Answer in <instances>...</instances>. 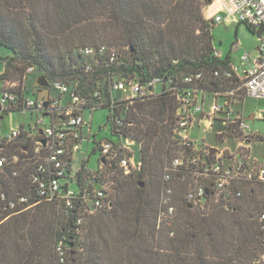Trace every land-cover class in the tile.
<instances>
[{
    "label": "built area",
    "instance_id": "built-area-1",
    "mask_svg": "<svg viewBox=\"0 0 264 264\" xmlns=\"http://www.w3.org/2000/svg\"><path fill=\"white\" fill-rule=\"evenodd\" d=\"M218 1L219 11L213 23H221L224 19L221 13L225 12L228 21L255 29L259 32L256 35L258 56L251 58L243 54L237 63L228 62L223 68L215 69L209 79L201 71L180 77L165 72L144 82L125 78L114 69L121 62L118 49L86 45L77 50V55L86 60L84 72L105 70L100 75L107 81L109 98L104 96L101 87L86 95L79 91L77 84L60 79H46L48 87H38L36 77L34 87L29 90L25 79L35 72L34 66L25 68L22 82L0 81V127L4 117L12 113H29L33 118L27 126L20 124L0 132V176L15 179L27 174L34 199L57 204L65 213L74 211V233L82 240L85 221L111 207L106 181L110 172L119 170L122 175L130 176L141 168L133 150L137 146L139 151V145L124 137L123 119L115 109L119 105H131L135 100L167 95L174 99L172 132L177 145L163 166L158 227L176 222L178 204L206 217L218 209L233 213L255 196L259 200L254 215L258 250L253 264H264V161L253 155L251 144L255 134L249 132L235 110L246 98L264 100V0ZM213 56L223 59L217 49ZM225 83L232 88L217 89ZM100 108L107 109V121L117 142L97 143L93 139V152L99 154L97 170L90 173L83 167L85 172H82L87 161L83 159L81 167L72 173L74 155L81 152L85 142L94 138L92 117ZM86 112L90 114V122L85 119ZM196 132L202 135L198 138ZM207 134L214 140L226 137L224 146L209 144ZM228 139L231 144H226ZM211 149L215 150L212 154ZM30 193L29 196L17 193L15 197L0 194L3 204L0 225L38 203L29 205ZM169 235L173 237L174 233ZM67 241V237L62 236L54 244L56 264H71Z\"/></svg>",
    "mask_w": 264,
    "mask_h": 264
},
{
    "label": "trees",
    "instance_id": "trees-1",
    "mask_svg": "<svg viewBox=\"0 0 264 264\" xmlns=\"http://www.w3.org/2000/svg\"><path fill=\"white\" fill-rule=\"evenodd\" d=\"M75 1L82 7L85 0ZM92 1L99 12L105 13V19L114 28L112 37L115 44L118 43L117 45L125 46L127 49L124 52L119 51L120 66L114 68L125 78L144 82L152 76L165 72L174 73L180 77L196 71H201L206 78L207 76L210 78L215 69L223 68L229 62L228 55L224 59H216L213 56L215 49L212 37L202 13V9L210 4L211 0H135L136 7H132L125 0ZM246 28L254 35L259 33L255 29ZM1 40L2 37L0 44L3 47L14 55L18 53L8 41ZM19 54L22 53L19 52ZM23 56V61H29L27 66H34L41 70L48 80L60 79L73 85L77 84L79 91L86 95L101 87L104 96L110 97L107 81L100 75L105 70L99 72L97 68L94 72L86 74L83 69L84 62L78 64L77 60L70 57V59L66 58L69 61L66 64V59L61 54L57 56L51 54L44 45L39 49L36 48L35 52H27V55ZM153 57L156 62L148 64L146 58ZM174 61L176 63H173ZM25 68L26 66L21 69L12 68L11 64H7L5 72L0 75V81L22 82ZM11 69L19 71L18 79L15 78L16 74L11 72ZM96 81L99 83L96 84ZM144 100H135L134 102L137 103L133 106L132 104L119 105L115 111L123 119L121 132L124 137L139 145L141 168L138 171V177L145 179L144 183L152 184L156 189L159 188L158 203L163 185L161 182L163 166L168 162L177 145V142L173 140L172 132L175 106L174 99L163 94ZM83 167L81 170L85 172ZM78 179L81 181L80 176ZM95 181L97 182V178ZM11 184L15 187L12 191L9 189ZM137 186L135 226L131 223L129 227L125 226L126 224L119 225L120 237L112 239L118 251L115 259L111 260L113 264H219L207 258L204 245L200 240L202 238L207 240L210 253L217 256L221 251L222 243L219 241L221 236L215 239L212 234V231L218 228L214 220L215 215L219 213L234 215V212L218 209L214 210L216 212L211 213L209 217H204L199 213L190 214L193 211L181 207L184 212H190V215L181 219L180 222L177 215V221L172 225L161 224L158 227L156 220L159 207L156 206L155 210L151 202L153 199L141 195L142 182L138 181ZM2 193L7 197H15L17 193L29 196L28 175L22 174L15 179L8 175L0 176V194ZM254 200L256 204H252ZM115 201H117L116 198L114 201L111 200L112 208L115 206ZM120 201L126 202V197L123 196ZM34 203L37 204L33 205ZM245 203L252 204L250 211L256 226L254 215L256 207H259V200L254 196ZM29 205L33 206L0 225V264H33L36 260L40 261L39 264H56L54 244L62 236L68 239L71 264H104L110 259L111 249L105 236L99 233L89 239L87 226L97 214L112 210L111 207L85 221L82 227V240H80L74 233L76 219L74 211L65 213L57 204L39 202L34 199L32 193H30ZM2 207L3 204L0 202V210ZM126 207L128 209V206L124 204L120 206L122 214L116 218V221L127 223L128 220L123 217ZM241 209L243 208L240 206L236 211ZM56 213L58 219L55 223ZM113 214L117 217L116 213ZM233 227L232 239L235 242L232 246L236 250L244 249L243 245L248 243V232L251 228H245L236 221L233 222ZM144 232L148 234V238L145 237ZM171 232L174 233L173 237L169 235ZM255 232L257 236V227ZM138 237L142 240L141 245L145 244L141 247L144 252L139 250V247L138 250L134 247V239ZM161 237L165 239L161 240ZM49 242L52 247H49ZM255 256L256 253L252 264Z\"/></svg>",
    "mask_w": 264,
    "mask_h": 264
},
{
    "label": "rangeland",
    "instance_id": "rangeland-1",
    "mask_svg": "<svg viewBox=\"0 0 264 264\" xmlns=\"http://www.w3.org/2000/svg\"><path fill=\"white\" fill-rule=\"evenodd\" d=\"M125 1L131 4L132 7L137 6L135 0ZM222 1L226 3L225 0ZM218 4V0H211V3L202 9L204 19L207 21L212 37L213 48L219 50L224 57L230 55L234 63L238 62L239 56L243 54H249L251 58L257 57L258 40L243 24L228 21L225 18V12L221 13V16L224 18L221 23H213V18L219 11ZM221 7L225 9L223 4H221ZM1 11V41H8L10 45L17 49L18 53L14 55L13 52L0 44V75L5 72L7 64H11L12 68L18 69L23 68V66L27 67V62L29 61H23V55H27V52H35V49H39L42 45L47 46V49L55 56L61 54L65 59L73 57V60H77L78 64H82L86 61L77 56V50L82 46L106 45L107 47L116 48L121 52H124L126 49L125 46L117 45L118 43L115 44V40L112 37L115 31L114 28H112L105 19V13H101L97 10L92 0H85L82 7L78 6L75 0H0V12ZM19 52L23 55L19 54ZM146 59H148L147 62L150 65L156 62L155 57ZM65 62L68 64V59H66ZM91 63L93 65L95 64L93 61H91ZM12 71L16 74L15 78L18 79L17 74L19 71L17 72V70L14 71V69H11V72ZM12 74L13 73H11V75ZM36 76H43V72L35 67V72L25 79V85L29 90L32 89L31 87H34L33 83ZM207 78L209 77L207 76ZM98 83L99 81H96V84ZM231 88L232 86L229 85V83H225L224 86L221 84L220 87H217V89L222 90H229ZM135 103L137 102H132V106ZM235 110L244 119L245 124L249 128V132L255 134L254 137H252L253 143L251 144L253 155L264 161V117L262 114H257L261 112L264 113V100L246 98L235 106ZM252 114L255 116L252 120H249ZM107 116L108 111L106 108H100L93 113L91 133L94 138H91L89 142H85L82 145L81 152L74 155L71 164L72 173L81 167L80 162L85 159H87V161L84 167L87 172L92 173L97 170L99 154L93 152V139L97 143L103 142L104 140L117 142V138L111 133L110 122L107 121ZM89 118L90 114L86 112L85 119L90 122ZM32 121L33 118L29 113L24 115L18 113L6 115L1 124L0 132L4 133L10 127H16L20 124L27 126ZM45 123H48V119H45ZM104 126L106 127L103 128ZM211 134L206 135L209 144L220 147L224 146L223 143L226 137L221 136L214 140ZM195 135L199 138L202 134L196 132ZM231 143V140L228 139L226 144ZM133 150L135 152V158L139 159L137 146L133 147ZM138 174V172H133L130 176H124L119 170L110 172L106 181L110 199H113V201L115 198L117 199V201H115V206L114 208L111 207L112 210L109 209L97 214L88 223L89 239H91L93 235L95 237V235L101 233L105 236L109 249H111L110 261L108 260L104 264H113L111 260H114L115 255L118 253L112 239L118 236L120 237L119 225L122 226L126 224L125 226L129 227L131 223L135 226L137 217L135 202L138 196L136 193L138 181L143 183L141 195L153 199L151 202H153L152 205L153 208L155 207V210L156 206H158L156 203L159 188L156 189L152 184L144 183L145 179L139 178ZM9 189L11 191L15 189L13 184L9 186ZM123 196L126 197V202L120 201ZM177 198L178 196L175 197V200ZM123 204L124 206H128V209L126 207V212L123 214L124 219L128 220L127 223L116 221V218L122 214L120 206ZM252 204H256V201L254 200ZM252 204H241V208L243 209L235 211L234 215H229V213H219L215 215L216 217L214 220L218 228H216V231H212V234L215 239L221 236L219 241L222 243V247L219 254L214 256L209 251L206 243L207 240L202 238L200 242L204 245L205 255L208 259H211L213 262H218L219 264H252L253 256L258 250V240L255 232L256 226L252 221L253 217L250 211ZM214 212L216 211H212L211 213L213 214ZM113 213H116L117 217H115ZM189 213L190 212H184L183 208H181L179 204L177 205L178 222H180L181 219H185L188 215L198 212L193 211ZM57 219L56 213L55 223ZM235 221L245 228H251V231L248 232V243L243 245L245 246L244 249L240 248L236 250L232 246L235 242L232 239V232L234 231L233 222ZM144 235L148 238L146 232H144ZM160 239L164 240L165 238L161 237ZM134 240L135 249L138 250L139 247V250L143 251L141 247L145 244L141 245V238L138 237ZM49 247H52L50 242ZM39 263L40 261L36 260L33 264Z\"/></svg>",
    "mask_w": 264,
    "mask_h": 264
},
{
    "label": "water",
    "instance_id": "water-1",
    "mask_svg": "<svg viewBox=\"0 0 264 264\" xmlns=\"http://www.w3.org/2000/svg\"><path fill=\"white\" fill-rule=\"evenodd\" d=\"M35 85L38 86V87H48V82L46 80V78L44 76H38L36 79H35ZM263 117H264V113H262ZM254 114H252L249 118V120H252L254 118ZM177 139V137H176ZM21 141L24 143L25 142V139L22 138ZM215 150L211 149L210 150V153H214Z\"/></svg>",
    "mask_w": 264,
    "mask_h": 264
},
{
    "label": "crops",
    "instance_id": "crops-1",
    "mask_svg": "<svg viewBox=\"0 0 264 264\" xmlns=\"http://www.w3.org/2000/svg\"><path fill=\"white\" fill-rule=\"evenodd\" d=\"M256 36V35H255ZM256 38H257V36H256ZM219 51V50H218ZM220 52V51H219ZM221 53V52H220ZM221 56H222V58L224 59V55H222V53H221ZM228 57H229V62L230 63H234L232 60H231V58H230V55H228ZM237 63V62H236ZM263 112H261V113H259V114H262Z\"/></svg>",
    "mask_w": 264,
    "mask_h": 264
}]
</instances>
